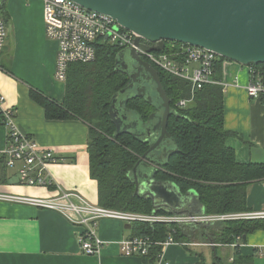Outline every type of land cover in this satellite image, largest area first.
Returning <instances> with one entry per match:
<instances>
[{
    "label": "crops",
    "instance_id": "crops-1",
    "mask_svg": "<svg viewBox=\"0 0 264 264\" xmlns=\"http://www.w3.org/2000/svg\"><path fill=\"white\" fill-rule=\"evenodd\" d=\"M3 8L7 37L0 53V93L6 99L5 106L15 111L19 131L52 150L60 162L48 167L45 178L52 185L47 187L22 185L20 165L16 169L6 166L7 182L0 184V193L48 198L61 190L78 193L99 205L98 185L90 175L89 126L80 120H48L44 108L31 97L33 90L62 103L66 93V83L55 78L58 45L46 36L43 1L7 0ZM252 70L225 61L220 77L215 73V78L224 90V127L235 133L227 146L241 164H264V94L257 99L249 96ZM262 83L264 87V74ZM6 146L7 129L0 124V155ZM194 199L175 210L163 208L164 215H206L201 202L200 206ZM247 206L248 212L264 211V180L249 185ZM217 224L177 225L182 239L164 250L158 264H213L228 257L231 263L237 249L242 256L252 258L253 264L255 258L264 259L258 255L264 231L248 236L245 242L222 245L208 236ZM81 231L56 212L0 202V264H144L143 257H125L120 250L122 241L136 237L133 224L102 220L97 228L102 248L95 256L82 253L78 242Z\"/></svg>",
    "mask_w": 264,
    "mask_h": 264
},
{
    "label": "trees",
    "instance_id": "trees-1",
    "mask_svg": "<svg viewBox=\"0 0 264 264\" xmlns=\"http://www.w3.org/2000/svg\"><path fill=\"white\" fill-rule=\"evenodd\" d=\"M5 20H7L6 15ZM167 44H171L168 42ZM123 49L109 43L96 44V59L91 63H75L68 68L66 93L62 103L31 91V97L45 110L48 120H80L89 126L88 153L90 175L98 185L101 207L122 212L152 214L150 200L135 195V184L129 175L149 145L130 134L115 137L116 127L110 119L111 100L128 83L127 76L116 69V59ZM215 63L217 76L223 62ZM264 74L263 65L250 66ZM162 85L176 113L169 119L168 132L177 143L179 153L159 170L156 180L175 185L181 194L195 192L206 215L248 212V187L264 180V164H241L235 151L226 142L235 133L224 127V90L207 85L194 92L192 102L181 108L178 104L191 98V85L182 79L159 71ZM147 120L154 109L142 99L128 103ZM6 156L0 155V184L6 179ZM160 212L159 214H164ZM167 214V213H165ZM136 237H150L155 243L144 264H158L161 246L169 235L182 239L177 225L133 224ZM258 231H264V220H241L218 223L208 233L214 243L227 245L245 242ZM253 259L241 255L237 249L229 264H253ZM200 264H206L201 261ZM213 264H223L218 258Z\"/></svg>",
    "mask_w": 264,
    "mask_h": 264
},
{
    "label": "water",
    "instance_id": "water-1",
    "mask_svg": "<svg viewBox=\"0 0 264 264\" xmlns=\"http://www.w3.org/2000/svg\"><path fill=\"white\" fill-rule=\"evenodd\" d=\"M71 1L112 17L120 28L136 34V45L147 52H162L171 42L200 47L243 66L264 64V0ZM141 39L150 45L142 44ZM116 69L129 81L111 100L114 136L130 134L149 145L129 175L135 195L152 202L153 215L165 212V207L180 208L193 198L201 206L194 193L181 194L175 185L156 180L159 170L179 153L168 132L169 119L176 113L159 71L135 49L118 54ZM135 99L154 109L147 120L127 107Z\"/></svg>",
    "mask_w": 264,
    "mask_h": 264
},
{
    "label": "built area",
    "instance_id": "built-area-1",
    "mask_svg": "<svg viewBox=\"0 0 264 264\" xmlns=\"http://www.w3.org/2000/svg\"><path fill=\"white\" fill-rule=\"evenodd\" d=\"M7 0H0V53L3 50L7 28L3 16ZM44 4L45 33L49 40L58 45L57 67L55 78L66 82L68 68L75 63H91L96 59V44L109 43L122 49H135L139 56L153 65L158 71L172 75L191 85L192 96L181 101L178 106L187 107L192 102L194 92L207 85L220 86L214 74L218 56L208 50L178 43L166 44L162 52H147L136 45L138 36L117 25L110 16L87 10L71 0H41ZM144 45H150L140 40ZM254 69V68H252ZM251 98L257 99L264 94L262 74L252 70V79L247 87ZM6 99L0 93V124L7 129V146L3 152L6 156V166L9 169L20 168L19 179L22 185L29 187H47L52 185L47 181L45 173L52 164L60 159L50 149L42 148L37 142L19 131L15 122V111L5 106ZM0 202L29 205L56 212L70 223L79 226L78 242L82 253L86 256L98 255L102 242L97 236L99 223L104 219L119 220L127 224H209L241 220H264V211L227 213L220 215H164L138 214L116 211L85 200L80 194L59 190L48 198H34L0 193ZM238 242L240 238L237 239ZM175 243L173 235L159 243L162 258L164 250ZM155 243L150 237H133L122 241L120 250L125 257L147 256ZM258 255L264 257L260 248Z\"/></svg>",
    "mask_w": 264,
    "mask_h": 264
},
{
    "label": "rangeland",
    "instance_id": "rangeland-1",
    "mask_svg": "<svg viewBox=\"0 0 264 264\" xmlns=\"http://www.w3.org/2000/svg\"><path fill=\"white\" fill-rule=\"evenodd\" d=\"M221 223H224V222H221ZM220 251L222 252V250H220ZM231 255H233V252H231ZM228 258H221V260L223 261V264H229ZM255 264H264V259L255 258Z\"/></svg>",
    "mask_w": 264,
    "mask_h": 264
}]
</instances>
